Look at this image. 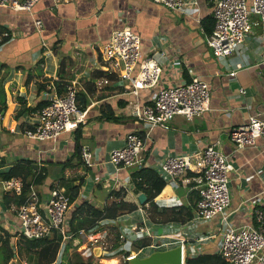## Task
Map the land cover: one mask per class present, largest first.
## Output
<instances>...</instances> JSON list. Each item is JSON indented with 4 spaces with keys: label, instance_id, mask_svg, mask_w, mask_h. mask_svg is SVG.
Masks as SVG:
<instances>
[{
    "label": "crops",
    "instance_id": "0c3cea01",
    "mask_svg": "<svg viewBox=\"0 0 264 264\" xmlns=\"http://www.w3.org/2000/svg\"><path fill=\"white\" fill-rule=\"evenodd\" d=\"M213 1L196 0L195 5L184 11L170 9L153 0L60 3L39 0L31 13L0 5V38L5 36L4 32L8 35V39L0 43V106L3 108L0 160L3 167L20 158L30 160L33 168L44 174L43 180L36 184L40 197H44L52 185L77 186V196L70 203L67 220L81 201L102 207L113 200L108 193L119 188L124 189L123 200L136 204L131 211L102 219L98 226L84 228V233L76 232L66 238V242L78 240L67 250L76 252L85 263L119 264L120 257L116 254L123 249L143 256L179 244L183 255L218 253L221 235L228 227L256 225L254 208L264 210L262 139L257 138L254 145L235 149L228 136L232 125L251 117L264 120V75L261 72L264 42L259 38V25H252L235 50L227 56H215L206 42L205 30L212 23ZM33 18H40L42 25L35 27ZM124 25L140 35L142 53H154L163 64L159 83L154 88L140 90L136 97L122 91V81L107 68L100 53L111 30ZM192 76L204 80L210 90L209 108L200 115L191 118L174 115L164 125H159L130 113L132 100L140 104L151 102L160 86ZM56 84L65 86V90L73 87L77 102L85 111L84 120L73 131L62 132L54 139L36 140L25 136L24 128L36 122L38 109L46 104L53 90L57 91ZM240 88L244 93L238 91ZM131 130L144 137L146 167L156 169L167 154L190 156L191 168L174 180L165 179L161 190L152 198L156 206L167 210L163 212L168 217L149 213L147 196L142 203L138 202L137 194L143 191L134 188V168L116 169L108 160V151L122 145L124 135ZM75 133L80 148L85 146L90 152L92 164L86 165L79 152L77 158L62 167V162L73 152ZM208 144L227 154L231 162L229 203L223 214L196 219L193 218L197 199L193 176L201 151ZM138 207L147 214L150 236L134 228L140 218ZM172 211H177L176 217H171ZM14 218L0 189V244L8 238L9 246L22 264H35L33 252H37V248H28L13 233L10 224ZM66 225L68 228V223ZM129 228L133 233H129ZM91 236L98 238L92 249L87 241ZM115 241L119 243L113 247ZM95 246L104 251L101 256L93 253ZM55 260L57 258L50 264Z\"/></svg>",
    "mask_w": 264,
    "mask_h": 264
},
{
    "label": "built area",
    "instance_id": "2783aa9c",
    "mask_svg": "<svg viewBox=\"0 0 264 264\" xmlns=\"http://www.w3.org/2000/svg\"><path fill=\"white\" fill-rule=\"evenodd\" d=\"M39 0H0V5L8 6L15 11L31 13L32 7ZM54 3L68 0H51ZM170 9L184 11L196 4V0H153ZM255 15L256 19H251ZM213 25L206 34V42L215 56H227L242 44L252 25H259V38L264 42V0H214L211 5ZM251 20V21H250ZM35 27H40V18H33ZM7 33L4 32V35ZM107 68L120 81L122 91L137 96L142 89L154 88L161 79L163 64L154 53L143 54L140 35L129 26H121L111 30L108 38L100 48ZM231 75L234 71L229 72ZM106 82L107 79H102ZM100 83V82H99ZM244 93V89L238 90ZM210 90L204 80L192 76L188 80L160 86L151 102L138 103L132 100L130 113L143 118L151 124L164 125L174 115L186 118L200 115L209 108ZM3 109L0 108V121ZM37 120L32 126L26 127L23 134L36 140L54 139L62 132L73 131L84 120L85 111L77 103L76 91L68 87L63 92H53L46 104L37 112ZM229 139L238 149L254 145L261 138L264 145V120L251 117L243 123L232 125L228 129ZM144 137L136 130L128 131L123 144L108 151V160L116 169L132 167L139 169L145 166ZM80 154L86 165H91V154L85 146H81ZM191 168V159L186 154H167L158 162L155 169L163 180H174L176 176ZM232 165L227 154L216 147L206 145L200 155L198 168L193 176L197 199L193 218L208 219L223 214L229 203V171ZM0 189L20 195L23 192V181L19 176L0 178ZM70 197L62 185H52L44 197L39 196L35 184H30L23 201L10 204L15 218L10 226L15 235L24 238L51 237L53 231L61 234L62 239L71 236L67 231V212ZM139 228L150 236L147 214L138 207ZM254 220L257 224L246 223L236 227H228L220 238L218 254L230 264H264V210L255 207ZM76 232L84 233L80 228ZM129 233L133 229L129 228ZM90 249L96 245L98 238H88ZM128 249H123L119 264L126 261ZM100 248V255L102 253ZM92 253V252H90ZM97 257V256H96ZM96 264V263H92ZM117 264V263H115Z\"/></svg>",
    "mask_w": 264,
    "mask_h": 264
},
{
    "label": "trees",
    "instance_id": "16d2710c",
    "mask_svg": "<svg viewBox=\"0 0 264 264\" xmlns=\"http://www.w3.org/2000/svg\"><path fill=\"white\" fill-rule=\"evenodd\" d=\"M213 25V20L210 27L205 28L206 32L208 33ZM8 39V35L2 36L0 38V43ZM57 92L65 91V86H58L56 84ZM78 103V102H77ZM79 104V103H78ZM1 109L2 106H0ZM23 108L19 109L17 112L20 113ZM28 110H33V107L27 108ZM80 146L78 143V135L75 133V146L71 156L62 162L61 166H67L71 163L73 158H77L79 156ZM132 180L134 183L135 189L142 190L147 199L145 202L149 203L148 212L154 213L156 216L158 213L160 217L164 215L167 211L165 208H159L152 202V198L161 190L163 185L165 184L164 180L159 176L155 169L149 167H142L139 169H135L132 172ZM12 176H19L23 181V192L20 195H15L9 192H2V199L6 205H10L11 203L18 205L23 201V198L29 188V185L32 184H39L44 177L43 172L36 171L33 168V164L30 160L26 158H20L15 160L5 167H3V163L0 160V178H9ZM66 191L69 194L70 202L75 199L77 196V186L75 185H66ZM110 197H113V200L109 201L102 207H95L93 204L89 203L86 200H83L77 205L71 213L70 218L68 219V228L67 231L71 232V236H73L76 231L80 228L88 229L90 226L96 227L98 226V222L102 219L112 218L115 217L125 211H131L136 208V204L131 201L123 200L124 196V189L119 188L117 190H111L109 193ZM174 212L171 216L176 217L177 211ZM190 215V214H189ZM188 215V216H189ZM168 217L167 215H164ZM186 216L185 218H187ZM22 241L26 244L28 248H37L38 250V257L35 259L36 264H50L54 260L56 251L51 253V249L49 247L45 248L46 245H50L51 243H57L62 240L61 234L53 231L51 237H40V238H24L20 237ZM118 241L113 243V247L118 245ZM143 243H139L141 246ZM2 248V259L0 260V264H22L19 259H16L14 250L9 246L8 238H4L2 243L0 244V249ZM67 249V248H65ZM50 250V251H48ZM123 251V250H122ZM121 252V251H120ZM126 255H129V251H125ZM41 256L43 259H41ZM74 257V258H73ZM66 264H89L88 262L85 263L80 256L75 255L72 258H66ZM52 264V263H51ZM54 264H63L62 261L56 262ZM126 264V261L120 263ZM182 264H230L227 260H225L220 254L218 253H205L199 254L196 256H188L186 254L183 255Z\"/></svg>",
    "mask_w": 264,
    "mask_h": 264
},
{
    "label": "water",
    "instance_id": "95a60500",
    "mask_svg": "<svg viewBox=\"0 0 264 264\" xmlns=\"http://www.w3.org/2000/svg\"><path fill=\"white\" fill-rule=\"evenodd\" d=\"M261 72L264 75V66L261 68ZM146 198L144 192L137 194L138 202L142 203ZM95 255H100V247L95 246L93 248ZM182 246L176 245L171 248L162 250H153L150 253L143 256L132 255L126 260V264H181L182 263Z\"/></svg>",
    "mask_w": 264,
    "mask_h": 264
},
{
    "label": "rangeland",
    "instance_id": "374dc122",
    "mask_svg": "<svg viewBox=\"0 0 264 264\" xmlns=\"http://www.w3.org/2000/svg\"><path fill=\"white\" fill-rule=\"evenodd\" d=\"M253 16H254V19H256L255 15H251V19L253 20ZM161 230L162 229H159L158 231H161ZM67 240L66 239H62L60 242H57V243L53 242L50 245H46L45 248L49 247L51 249V253L56 251V254H57V255L55 254L56 257H54V258H57V260H55L52 264L56 263L57 261H62L63 264H66V262H65L66 258H70V256L72 257L73 255H75L74 251L70 252L67 249H68V246L71 245L73 242H74L73 246H75V244L78 243V240H70L69 239V242H66ZM129 247L136 249V247L134 245H129ZM65 248H67V249H65ZM48 251H50V250H48ZM38 253H39L38 251L37 252H33L34 257L36 256L35 258L38 257V255H39ZM72 253H73V255H72ZM116 255H118L120 257L121 252H118ZM1 259H2V248L0 249V260ZM16 259H18V258L16 257ZM41 259H43L42 256H41Z\"/></svg>",
    "mask_w": 264,
    "mask_h": 264
},
{
    "label": "bare ground",
    "instance_id": "6f19581e",
    "mask_svg": "<svg viewBox=\"0 0 264 264\" xmlns=\"http://www.w3.org/2000/svg\"><path fill=\"white\" fill-rule=\"evenodd\" d=\"M112 262H114V261H112Z\"/></svg>",
    "mask_w": 264,
    "mask_h": 264
}]
</instances>
